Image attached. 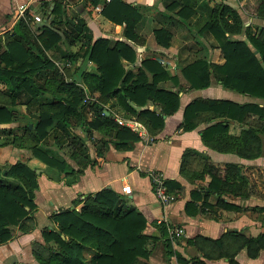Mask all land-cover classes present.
I'll list each match as a JSON object with an SVG mask.
<instances>
[{"label":"trees","instance_id":"trees-1","mask_svg":"<svg viewBox=\"0 0 264 264\" xmlns=\"http://www.w3.org/2000/svg\"><path fill=\"white\" fill-rule=\"evenodd\" d=\"M89 1L93 7L101 2ZM55 3L49 24H53L56 16L63 15L64 22L72 30L66 34V40L72 38L74 43H81V53L72 55L70 59L82 58L95 65L94 68L84 66L73 72L72 75L79 76L82 87H78L73 80L66 81L64 75L43 56L28 53V42L47 50L59 39L49 27L35 40L24 35L19 37L22 27L32 21L29 16L22 20L12 39L7 41V50L1 57L5 67L0 68V80L9 84L12 106L23 95L25 105L31 107L35 103L38 107L37 117L27 120L20 129L19 140H25L20 147L29 149L33 157L62 175L59 181L71 186L78 182L88 167L104 164L105 154L112 148L111 145L117 151H129L128 143L140 140L136 133L117 124L116 114L136 119L152 135L164 127V117L179 109L180 96L179 89L173 91L159 87V83L173 78L156 61L146 59L135 69L126 68V65H133L137 58L136 51L128 43L137 39L135 29L141 18L135 6L123 0H109L101 14L113 24L124 27L125 41L106 38L94 41L90 28L84 22L81 24L69 17L64 7L65 0H56ZM253 13L264 18V0L257 1ZM206 28L217 40L225 62L209 65L203 60H196L182 68L187 88L204 89L215 79L226 89L264 99V29L260 28L257 36H247L246 40L231 39V35L241 32L242 22L238 11L222 2L214 3ZM72 33L75 35L71 36ZM154 35L160 45L168 47L169 31L159 29L154 31ZM150 104L152 109H149ZM12 106L0 105V124L15 121ZM105 110L109 115L105 114ZM201 113L210 114L205 119L207 121L218 119L225 122H244L249 114L258 116L261 122L248 125V129L238 136L230 135L223 123H217L206 128L201 139L207 147L218 152L234 153L248 160L264 153V106L197 99L185 107L180 128L185 131L195 129ZM55 126L68 134L63 135L65 138L72 140L69 142L72 150L68 157L76 167L69 165L64 156L44 146L43 143L50 140L57 148L60 147L62 137L54 135ZM75 128L83 130L84 140L73 134ZM0 132L3 133V130ZM94 132L99 133L101 138H93ZM3 134L12 135L11 130ZM18 137L15 135L13 139ZM74 139L78 142L75 143ZM90 147L93 148L94 158L88 153ZM39 175L42 174H36L23 162L0 165V244L11 239L14 227L18 226L22 232L34 229L32 212ZM223 182L219 174H213L207 189L222 194L226 186L229 190L240 186ZM166 186L176 199L181 186L174 181H167ZM80 203L79 209L75 202L72 209L52 216L51 222L56 229L43 230L44 243L32 245L36 264H145L144 260L148 259L151 251L148 243L155 239L144 234L147 221L127 199L111 188H103L94 194H87ZM263 239L264 236L248 240V248L264 242ZM166 251L168 256L173 254L169 238Z\"/></svg>","mask_w":264,"mask_h":264},{"label":"crops","instance_id":"crops-1","mask_svg":"<svg viewBox=\"0 0 264 264\" xmlns=\"http://www.w3.org/2000/svg\"><path fill=\"white\" fill-rule=\"evenodd\" d=\"M55 1L33 0L29 5L30 13L40 16L42 21L35 22L30 17L32 21L22 27L19 37L24 35L35 40L46 28L54 30L59 36L54 46L41 50L28 42L27 51L35 56H43L64 75L66 81L73 80L78 87H82L79 76L72 75L73 72L84 66L94 68L95 65L82 58L70 59L72 55L81 53V43H74L72 38L66 40V34L72 30L64 22L63 15L56 16L53 24H49ZM123 1L135 6L141 14L135 29L137 39L128 41L136 51V62L126 65V68L135 69L146 59L159 63L173 78L159 83V87L173 91L179 89L180 107L174 114L164 117V127L158 132L151 135L146 129V140L128 143L129 151H117L111 145L102 166L88 167L76 184L68 186L59 181L62 175L33 157L29 149L20 147L25 143V140H19L20 129L27 120L37 117L38 107L35 103L31 107L25 105L23 95L12 106L9 84L0 80V105L12 106L15 118L12 123L0 124L3 133L9 130L12 133L8 137L0 132V165L23 162L36 174H42L38 177V189L34 192V229L22 232L18 226L13 228L11 239L0 244V264H36L32 245L44 243L43 230L56 229L51 222L52 216L72 209L75 202L79 209L80 201L87 194H94L103 188H111L123 196L146 219L144 234L155 241L148 243L151 251L148 259L144 260L145 264H264V242L251 248L247 246L248 240L264 236V153L248 160L234 153L218 152L207 147L201 139L202 132L217 123H223L230 135L238 136L248 129V125L260 123L258 116L249 114L244 122H225L218 119L207 121L205 119L210 114L201 113L195 129L185 131L180 128L185 107L197 99L264 106V99L226 89L215 79L207 88L188 89V83L181 74L182 68L196 60H203L209 65H222L225 62L217 40L206 28L214 3L222 2L238 11L242 30L239 34L231 35V39L246 40L247 36H257L260 28L264 29V18L253 13L258 0ZM27 2L0 0V68L5 67L1 57L7 50V41L12 39L14 30L25 19L18 17V7ZM106 3L107 0H101L93 7L89 0H65L64 7L73 21L84 22L90 28L94 41L99 38L125 41L124 27L102 16L101 11ZM159 29L170 32L168 47L157 42L154 31ZM74 35L72 33L71 36ZM152 107L150 104L149 109ZM118 117L124 118L116 114L115 118ZM54 129V135L62 137L60 147L57 148L49 139L43 143L44 146L64 156L69 165L76 167L68 157L72 150L69 142L72 140L65 138L63 135L68 134L59 127L55 126ZM73 134L85 139L81 128H75ZM15 135L17 140L13 139ZM93 138L100 139L101 136L94 132ZM73 141L78 142L76 139ZM4 143L7 145H2ZM89 149L88 153L94 158L93 148ZM152 172H159L166 182L174 181L181 186L174 202L163 205L156 198L150 179ZM213 174H219V179L226 185L240 186L238 189L231 187L230 190L226 186L222 194L210 192L207 186ZM175 228H182L183 234L177 240H172L171 233ZM168 238L172 242L171 256L166 251Z\"/></svg>","mask_w":264,"mask_h":264},{"label":"built area","instance_id":"built-area-1","mask_svg":"<svg viewBox=\"0 0 264 264\" xmlns=\"http://www.w3.org/2000/svg\"><path fill=\"white\" fill-rule=\"evenodd\" d=\"M32 2L33 0H28L27 3L22 4L18 7V17L25 18L26 16H29L32 17L35 22H41L42 19L40 18V16L32 15L30 13L29 5H31ZM107 2H109V0H107ZM115 120L119 126L126 127L131 131H133L134 133H136L140 139H144V140L147 139L146 128L142 123H140L136 119L134 118L127 119V118L118 117ZM150 179H151L153 192L160 203H162L163 205H168L175 201V197L168 192L166 181L161 173L152 172L150 174ZM182 234H183L182 228H175L171 233V239L177 240Z\"/></svg>","mask_w":264,"mask_h":264},{"label":"water","instance_id":"water-1","mask_svg":"<svg viewBox=\"0 0 264 264\" xmlns=\"http://www.w3.org/2000/svg\"><path fill=\"white\" fill-rule=\"evenodd\" d=\"M52 5H54V4L52 3ZM49 15H50V12H49V13H48V15L46 16V17H47V19H48ZM105 114H107V115H108V112H105Z\"/></svg>","mask_w":264,"mask_h":264}]
</instances>
